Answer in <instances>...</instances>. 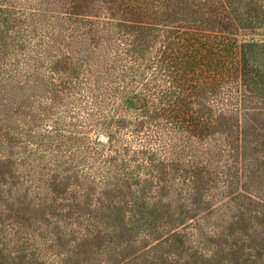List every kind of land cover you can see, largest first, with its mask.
<instances>
[{
	"label": "trees",
	"instance_id": "obj_1",
	"mask_svg": "<svg viewBox=\"0 0 264 264\" xmlns=\"http://www.w3.org/2000/svg\"><path fill=\"white\" fill-rule=\"evenodd\" d=\"M253 22L264 0H0V126L24 95L50 121L0 168V264H264Z\"/></svg>",
	"mask_w": 264,
	"mask_h": 264
},
{
	"label": "rangeland",
	"instance_id": "obj_2",
	"mask_svg": "<svg viewBox=\"0 0 264 264\" xmlns=\"http://www.w3.org/2000/svg\"><path fill=\"white\" fill-rule=\"evenodd\" d=\"M236 37L239 43L246 44L244 49L245 57L251 66L258 69V78L260 79V84L264 87V24L257 25L254 24V22L250 25L245 24L239 27ZM28 84L29 83H27V88L29 89L31 86ZM16 89L20 92L27 91L26 94H29L30 91L28 89ZM34 100L28 96L25 97V95L17 97V113L13 112L11 118H9V114L7 115L8 120H12L15 124L18 123L21 127L10 128L5 125L0 126L2 133H5L3 136H0V159L7 160V162H4L7 163V165H0V168L5 169L7 174H16V168H13V166L21 162H23V164H20L22 166L21 168L27 171L31 163V157L36 154L41 155V152H43L42 149H38L37 147L38 134L44 131L45 127L50 125V121L47 118L42 120L39 116L41 114L40 111L32 109L33 105L37 108L39 107L37 101L35 102ZM0 112L6 114L7 110H0ZM32 117H36L39 125L35 126L33 129H31V127L28 128V126H24L25 128H23L21 125L23 123L20 121V118L30 120ZM5 177L9 176L5 174ZM0 178L5 180L2 176H0ZM2 205L3 204L0 202V207ZM4 215L5 213L2 212V218ZM92 258H96V254H93ZM245 264L247 263L245 262Z\"/></svg>",
	"mask_w": 264,
	"mask_h": 264
}]
</instances>
